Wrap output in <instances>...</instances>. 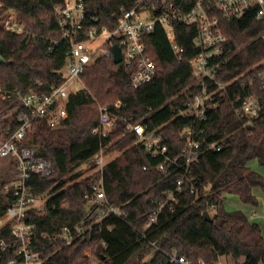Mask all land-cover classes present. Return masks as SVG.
I'll use <instances>...</instances> for the list:
<instances>
[{"label":"trees","instance_id":"1","mask_svg":"<svg viewBox=\"0 0 264 264\" xmlns=\"http://www.w3.org/2000/svg\"><path fill=\"white\" fill-rule=\"evenodd\" d=\"M65 0H0V21L8 11L17 15L20 32L0 24V141L18 127V114L23 94L43 93L60 85L66 77L71 45L64 37L57 7ZM136 0H84L87 27L113 29L124 10ZM188 10L195 0H174ZM93 18L98 22L94 23ZM228 37L219 78L228 82L237 77L247 80L253 67L264 60V40L257 35L264 23L248 13L241 19L223 23ZM196 28L176 27L175 41L184 48L177 53L164 29L157 25L145 38L146 52L157 65L154 80L139 88L131 83L132 70L112 57H99L81 75L84 87L71 93L67 102L68 117L52 127L48 117L34 116L24 146L33 147L37 155L53 164L49 177L32 175L28 184L35 194L46 190L58 192L45 215L32 214L36 224L32 249L44 259L43 264H175V253L193 262L204 259L216 264L227 257L225 264H264V234L261 226L251 221L242 210L228 211L227 194H237L245 204L258 206L255 190L264 193V175L252 169L257 161L264 168V111L254 126H244L234 113V102L242 91L239 82L228 88V96L219 106L207 111L203 123L205 134L219 140L221 151H203L185 170L181 156L186 144L183 129L189 120L179 117L173 108L184 106L195 89L190 60L199 49L193 43ZM8 62V63H6ZM122 103L120 108L116 103ZM264 104V100H263ZM107 106L116 118L110 136L100 139L92 130L99 124L100 107ZM145 123L147 133L155 132L168 146L173 163L162 156L154 158L138 141L129 124ZM102 145H109L118 154L104 166V184L108 198L127 210L125 218L108 217L97 230L101 241L80 238L72 243L54 241L46 235L57 234L64 225L85 218L87 203L84 193L95 174L85 175L76 169ZM164 163V169L160 165ZM182 181L181 191H176ZM172 191L178 199L174 211L168 206L157 223L147 228L149 216L166 201ZM4 198L6 201H2ZM14 202L13 190L0 193V217L7 218V206ZM216 206L212 220L203 211ZM14 241L10 226L0 228V240ZM104 241L105 243H102ZM92 249L95 260L85 251ZM12 249L0 247V264H7Z\"/></svg>","mask_w":264,"mask_h":264},{"label":"built area","instance_id":"2","mask_svg":"<svg viewBox=\"0 0 264 264\" xmlns=\"http://www.w3.org/2000/svg\"><path fill=\"white\" fill-rule=\"evenodd\" d=\"M59 19L62 23L64 37L69 39L71 50L64 81L43 93L30 92L23 94L16 91L22 100V110L18 114V127L9 132L6 139L0 141V159L8 158L9 165L15 178L4 186L8 191L13 190L14 202L7 206V218L3 226H10L14 241L0 240L3 250L12 249L13 256L7 264H43L44 259L32 249L33 234L36 224L29 221L34 213L45 215L53 204L52 198L58 193L46 190L42 194H35L28 181L32 175L49 177L54 174L53 164L37 155L33 147L24 146V141L32 128L31 119L34 116L48 117L49 124L55 127L68 117L67 102L71 93H76L84 87L81 75L85 68L94 63L99 57H112L113 46L118 45L122 61L131 69V83L139 88L154 80L157 74V65L146 52L145 38L160 25L166 36L172 42V48L177 53H183L184 48L175 41L176 27L186 25L196 28L193 45L199 49L197 55L190 60L195 89L184 106L173 108V111L182 118L189 120L183 129L186 135V144L181 156L185 160V170L190 172V165L196 161L203 151H221L224 145L219 140H210L203 127L207 119V111L220 105L221 100L228 96V88L239 82L242 91L234 102V113L243 122L244 126H254L264 111V60L253 67L255 73L247 80L237 77L231 81L219 78L222 66L227 62L225 47L228 37L223 23L238 20L248 13H254L256 19L264 23V0H195L188 10H184L174 0H136L134 6L124 10L118 17L117 25L113 29L97 26L88 28L87 11L84 0H65L57 7ZM2 19L8 30L20 32L17 15L8 11ZM93 22H98L93 18ZM264 40V29L257 35ZM1 97L6 98L8 90L0 88ZM122 103H116L120 108ZM116 116L107 106L100 107L99 124L92 130L100 139L108 138L116 126ZM129 130L136 133L138 141L154 157L159 156L176 163L180 157L171 159L168 146L155 132L147 133L145 123L129 124ZM109 145H102L100 150L77 170L89 176L95 174L89 189L84 193L87 203L85 218L74 224L64 225L55 235L46 236L54 241L72 243L83 238L88 242L101 241L97 230L103 228L108 217L125 218L126 209L115 205L107 196L104 184V166L108 162L106 149ZM11 159V161H10ZM164 169V163L160 165ZM182 181L176 191H181ZM178 199L170 191L167 200L158 203L147 221V228L154 226L161 213L168 206L174 211ZM210 215L217 211L216 206L208 204L206 209ZM204 210V211H205ZM203 211V212H204ZM256 211L251 213L255 218ZM102 243H105L102 241ZM85 255L94 261L92 249L85 251ZM171 262L175 264H208L204 259L196 263L185 256L174 254ZM216 264H225L220 258Z\"/></svg>","mask_w":264,"mask_h":264},{"label":"rangeland","instance_id":"3","mask_svg":"<svg viewBox=\"0 0 264 264\" xmlns=\"http://www.w3.org/2000/svg\"><path fill=\"white\" fill-rule=\"evenodd\" d=\"M0 24H4L3 19H1ZM117 154L118 151L113 147L110 148L109 146L106 149V155L108 161L112 160ZM8 161H9L8 158L0 159V193H2L3 190H6L4 185L15 178V175L13 174V171L11 170ZM251 167L253 170L264 175V168L261 167L257 161H253ZM75 172H77V170ZM255 193L259 202L258 206L245 204L237 194H227L225 197V207L228 211L242 210L243 212H245L249 216L251 221L258 223L261 226L264 234V193L260 189H256ZM2 201L4 202L6 200L2 198ZM253 211H256L258 214V216L255 218L251 217V213ZM5 220L6 219L0 217V228L4 225ZM224 261L225 262L228 261V258L224 257Z\"/></svg>","mask_w":264,"mask_h":264},{"label":"water","instance_id":"4","mask_svg":"<svg viewBox=\"0 0 264 264\" xmlns=\"http://www.w3.org/2000/svg\"><path fill=\"white\" fill-rule=\"evenodd\" d=\"M113 61H114V63H120L122 61L120 47L117 44L113 46ZM3 62H5V61H4L3 57L0 55V64ZM6 63H8V62H6ZM184 137H186V135H184ZM203 215L207 221L212 220V217L207 210H205L203 212Z\"/></svg>","mask_w":264,"mask_h":264}]
</instances>
